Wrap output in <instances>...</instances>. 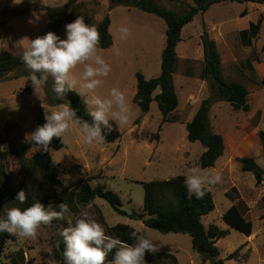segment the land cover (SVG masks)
<instances>
[{"label":"rangeland","instance_id":"1","mask_svg":"<svg viewBox=\"0 0 264 264\" xmlns=\"http://www.w3.org/2000/svg\"><path fill=\"white\" fill-rule=\"evenodd\" d=\"M67 1L18 0V3H13V0H0V21L5 22L0 29V50H8L21 58L28 45L23 38L33 39L46 34L50 26L46 10L62 8ZM155 1L178 14L185 13L194 5L193 0ZM78 3L80 11L77 16L90 18L92 25L101 22L106 15L111 18L110 32L114 44L109 49H101L100 54L112 70L103 78L97 94L106 96L111 88H119L125 93L136 115L127 127L119 128L122 136L111 144L86 145L82 143L80 133L72 129L64 138V148L50 151L55 164L59 166V174L56 184L49 188L40 180L39 184L32 179L27 182L16 157L0 160V174L4 167L16 194L26 184L28 189L24 191L32 202L39 200L45 207L51 204L55 211L60 210L57 207L60 203L69 206L64 220L54 219L49 225L42 226L35 239H22L14 235V239L6 245L2 264H13L11 258H15L17 264H26L28 260L34 264H62L55 256V250L63 242L60 233L64 227L74 224L77 217L73 214L72 203H68L67 199L74 200L73 204L78 207L77 193L85 183L93 188L105 186L120 197L125 213L138 216L131 219L118 213L106 200L97 198L91 212L105 230L116 225H129L156 241L159 246L157 253L176 255L180 264H203V255L193 249L189 235L163 234L143 223L148 216L144 212L145 191L142 183L185 176L192 167L209 174L219 173L223 177V183L211 189L216 208L203 219L205 228L214 224L228 231V235L217 242L220 258L225 260V264H264V181L258 185L254 174L243 172L239 162L242 158H251L264 169V141L260 137V132H264V19L258 37L252 40L251 45L241 40V32L247 30L251 23H257L261 15L264 16V5L224 2L215 4L205 14L195 16L183 29L182 41L177 47L179 61L174 84L179 107L173 114L176 122L162 123L158 103L153 102L149 114L136 126L135 122L140 116V109L133 102L137 89L136 74L140 72L147 79L160 75L167 25L157 16L137 8L117 5L109 11L110 0H79ZM246 7L248 14L243 16ZM121 25L130 29L131 34L126 40L120 39L118 28ZM205 34L217 44L225 78L247 87L250 105V111L243 112L234 110L226 102L213 104L210 121L213 131L224 138L225 152L216 166L210 169H203L199 164L200 157L206 151L204 145L190 142L187 131V124L202 101L210 95L207 82L200 78L204 66L202 36ZM58 36L66 38L65 25L61 26ZM82 70L80 66L76 73ZM27 82L28 76L0 81L1 151L11 150L30 140L26 139V134L36 129L40 108L45 111L58 108L48 104L47 97L50 95L53 99V84L50 83L49 94L43 88L37 94L33 89L27 95L22 91ZM151 138L158 140L151 141ZM38 153L32 148L24 154V158L33 164ZM75 166L77 168L69 172ZM72 185L73 189L65 194ZM232 205L238 206L245 217L254 223L250 237L224 220V214ZM10 207L11 203H2L0 215ZM238 249V261L226 260ZM19 251L24 253L25 263L20 262Z\"/></svg>","mask_w":264,"mask_h":264},{"label":"trees","instance_id":"2","mask_svg":"<svg viewBox=\"0 0 264 264\" xmlns=\"http://www.w3.org/2000/svg\"><path fill=\"white\" fill-rule=\"evenodd\" d=\"M79 0H68L62 8H48L46 11L50 18V26L48 31H53L57 35L61 26L66 25L75 20L80 7ZM176 2L178 0H170ZM224 2H235L240 4L255 3L264 5V0H193L194 5L183 14H178L172 10L165 9L155 0H110L111 11L115 6L122 5L128 8H137L143 12L153 14L165 21L166 30V45L162 53L161 73L158 77L147 79L142 73L136 74L137 78V93L134 96L133 102L140 109V116L136 120L135 125H140L143 119L149 114L153 102L158 103L159 110L163 116L162 123H175L176 120L173 114L179 107V97L174 84V75L179 61L177 47L182 41V31L190 24L198 14H205L215 4ZM34 11V10H29ZM25 14V13H24ZM248 14L245 9L243 16ZM264 16L261 15L257 23H251L247 30L241 32V40L246 45H251L252 40L256 39L261 31ZM86 23L92 24L90 18H85ZM5 22L0 21V29L3 28ZM99 29L101 34L100 49H109L113 46V36L110 32L111 18L106 15L99 23H93ZM47 31V32H48ZM46 32V33H47ZM202 46L204 53V66L200 74L201 80L207 82L210 88V95L204 99L198 108L193 119L187 124L188 140L192 143L201 142L206 151L202 154L199 164L203 169L214 168L218 160L224 155L225 142L222 135L215 133L212 129L210 121V112L213 104L218 102L229 103L234 110L249 112L250 105L248 101L249 91L245 85L239 82H232L225 78L223 74L222 59L217 48V44L208 34L202 36ZM251 67V65H250ZM254 71V68L251 67ZM11 73H16L10 77ZM21 76H28L20 57L13 55L8 50H0V81L17 79ZM44 88L46 94H49L50 80ZM264 86V78L262 79ZM33 88L28 80L26 86L22 89L23 93L30 94ZM159 91L157 94H155ZM48 104L50 106H59L71 102V107L77 110V114L84 119L90 121L87 115V109L82 102V98L75 92L67 93L64 100H58L53 94V99L49 95ZM45 123L44 109L40 108L37 117V126ZM104 144L117 142L121 138L119 129L114 130L111 134H107ZM261 140L264 141V132H260ZM158 140V138H155ZM151 138L150 140H155ZM51 150L59 151L64 148V143L60 139H53ZM33 148L30 140L23 142L19 146L8 151H1L0 160L6 159L9 156L16 157L24 170L25 180H33L34 183L41 184L49 188L57 182L59 174V166L55 164L51 152H39L33 161V164L28 163L24 154ZM243 172H251L254 174L257 184L260 185L264 181V169L251 158H242L239 160ZM77 167L69 170L72 172ZM0 208L2 203H11V206L26 208L33 202L28 196L25 204H20L16 200V193L12 190L4 167L1 168L0 174ZM185 176H176L167 180H154L142 183L145 191L144 212L148 216L143 219L144 225L148 228L159 231L163 234H184L192 238L193 249L203 255V264H225V260L220 258V250L217 248V242L228 235L227 230L221 229L219 226L211 224L205 228L203 219L214 212L215 200L212 191L206 193L202 199H196L190 196L185 185ZM96 178V177H95ZM92 178V179H95ZM39 184V183H38ZM73 185L67 191L73 189ZM23 190L28 187L22 186ZM1 197H4L2 201ZM97 198L106 200L118 213L128 215L122 210V201L114 192L106 189L105 186L91 187L85 183L77 193L78 205H84L91 202L95 203ZM68 203H72L73 214L78 216L79 208L73 204L72 199H67ZM131 219H136V214L128 215ZM144 218V216H142ZM224 220L234 229L251 236L254 231V223L248 220L238 206L232 205L224 214ZM135 230L127 225H116L106 232L109 235L119 238L129 244L134 243L130 238V233ZM14 239V235L7 232H0V264H2L3 254L9 240ZM64 242H60L55 250V256L63 261ZM240 249L230 254L226 260H239ZM20 262L25 263L24 253L19 251ZM148 256H152L151 258ZM113 258V254H109L108 260ZM147 264H177L176 258L171 254L155 255L147 253L145 255ZM13 264H17L15 258H11ZM26 264H34L32 260H28Z\"/></svg>","mask_w":264,"mask_h":264},{"label":"clouds","instance_id":"3","mask_svg":"<svg viewBox=\"0 0 264 264\" xmlns=\"http://www.w3.org/2000/svg\"><path fill=\"white\" fill-rule=\"evenodd\" d=\"M20 2V0H19ZM35 2V0H32ZM18 3V0H13ZM66 38L62 39L53 31L28 41L21 60L28 72L34 93L45 88L49 78L53 81L52 91L58 100L65 99L67 93L75 92L82 98L90 121L77 114L69 103L60 104L57 110H44L45 123L26 134L30 138L35 152H50L53 139L64 142L72 129L80 133L82 143L100 145L106 141V133L127 127L135 113L123 91L113 87L106 96L97 94L111 72V66L100 54L101 34L96 25L86 23L83 16L65 25ZM121 40L130 36V29L121 25L118 28ZM82 66L79 74L76 69ZM43 107V106H42ZM223 183L221 174H209L200 168L192 167L184 177V185L190 196L202 199L207 192ZM20 204L28 200L22 189L16 195ZM55 211L51 204L47 207L39 200L26 208L10 207L0 215V232H7L22 239H35L42 226L49 225L54 219L64 220L69 212L66 203L57 206ZM79 214L74 224L64 227L63 237L64 264H146L145 255H155L159 246L153 239L133 230L130 238L134 243H127L107 234L104 226L93 216L91 202L78 205ZM113 258L109 261V254Z\"/></svg>","mask_w":264,"mask_h":264},{"label":"crops","instance_id":"4","mask_svg":"<svg viewBox=\"0 0 264 264\" xmlns=\"http://www.w3.org/2000/svg\"><path fill=\"white\" fill-rule=\"evenodd\" d=\"M245 4H248V3H245ZM253 4H255V3H253ZM246 10H247V7L245 8ZM112 24V23H111ZM64 26V25H63ZM111 28V27H110ZM264 78V77H263ZM136 93H137V89L134 91V94L136 95ZM134 95V96H135ZM46 107V106H45ZM127 226H129V225H127ZM131 227V226H130ZM133 228V227H132ZM135 229V228H134ZM136 230V229H135ZM170 254V253H169ZM171 255H173V254H171ZM175 258H176V260H177V264H180V261H179V258H178V256H176V255H173ZM147 264V263H146Z\"/></svg>","mask_w":264,"mask_h":264},{"label":"water","instance_id":"5","mask_svg":"<svg viewBox=\"0 0 264 264\" xmlns=\"http://www.w3.org/2000/svg\"><path fill=\"white\" fill-rule=\"evenodd\" d=\"M69 104L71 105V102Z\"/></svg>","mask_w":264,"mask_h":264}]
</instances>
